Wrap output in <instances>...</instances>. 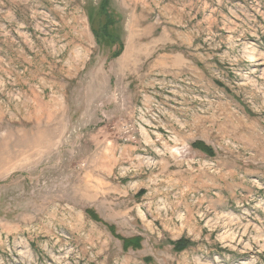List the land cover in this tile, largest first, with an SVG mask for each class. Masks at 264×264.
Wrapping results in <instances>:
<instances>
[{"label":"rangeland","instance_id":"1","mask_svg":"<svg viewBox=\"0 0 264 264\" xmlns=\"http://www.w3.org/2000/svg\"><path fill=\"white\" fill-rule=\"evenodd\" d=\"M0 264H264V0H0Z\"/></svg>","mask_w":264,"mask_h":264},{"label":"trees","instance_id":"2","mask_svg":"<svg viewBox=\"0 0 264 264\" xmlns=\"http://www.w3.org/2000/svg\"><path fill=\"white\" fill-rule=\"evenodd\" d=\"M115 56H117V55H115ZM126 243H130V241H129V240H127V241H126Z\"/></svg>","mask_w":264,"mask_h":264}]
</instances>
